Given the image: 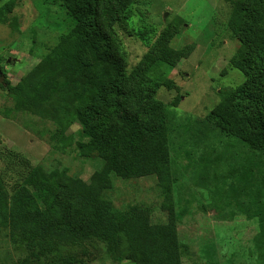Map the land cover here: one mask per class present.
I'll return each mask as SVG.
<instances>
[{"label": "rangeland", "instance_id": "1", "mask_svg": "<svg viewBox=\"0 0 264 264\" xmlns=\"http://www.w3.org/2000/svg\"><path fill=\"white\" fill-rule=\"evenodd\" d=\"M236 1L131 0L128 19L117 26L127 69L146 56L161 58L165 48L179 52L149 73L161 84L156 98L166 110L169 173H111L106 180L99 176L104 161L80 147L90 138L63 101L64 85L79 76L53 58L60 48L79 46L70 37L77 20L63 0H0V209L7 212L0 214V264H150L127 230L110 241L41 237L11 216L13 194L29 170L22 157L54 182H95L115 209L137 208L152 223L169 222L173 209L182 264H263L256 209L230 189L242 175L258 186L263 173L232 172L247 148L210 114L245 80L231 64L241 48L227 25Z\"/></svg>", "mask_w": 264, "mask_h": 264}, {"label": "trees", "instance_id": "2", "mask_svg": "<svg viewBox=\"0 0 264 264\" xmlns=\"http://www.w3.org/2000/svg\"><path fill=\"white\" fill-rule=\"evenodd\" d=\"M13 2V0H10ZM77 20L70 37L79 46L53 52L61 69L79 78H70L63 90L71 104L69 114L78 118L90 138L80 143L104 161L99 176L169 173V152L165 143L167 116L156 98L159 80L151 78L154 63L169 62L179 55L166 48L161 58H146L127 69L126 53L117 26L128 19L131 0H63ZM227 25L241 42L231 64L245 80L230 89L211 117L231 140L242 142L246 157L232 172L263 173L261 184L241 176L231 190L246 195L260 222L257 243L264 264V0H237ZM1 59V58H0ZM10 90L14 86L8 81ZM231 140L228 147H235ZM234 156L225 159L231 163ZM23 162L29 170L14 194L9 212L24 225H32L36 235L67 236L76 239L97 237L110 241L127 230L144 259L150 264H182V249L174 227L176 215L169 210V222L152 223L137 208L115 209L100 196L99 187L83 181L63 185L46 178L38 167ZM203 160V159H202ZM0 214L7 212L0 209Z\"/></svg>", "mask_w": 264, "mask_h": 264}, {"label": "water", "instance_id": "3", "mask_svg": "<svg viewBox=\"0 0 264 264\" xmlns=\"http://www.w3.org/2000/svg\"><path fill=\"white\" fill-rule=\"evenodd\" d=\"M1 72H2V69L0 68V74H1Z\"/></svg>", "mask_w": 264, "mask_h": 264}]
</instances>
